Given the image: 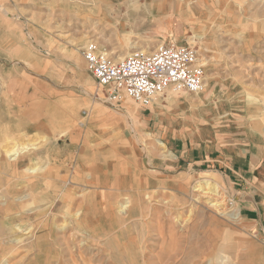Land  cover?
Segmentation results:
<instances>
[{
	"label": "rangeland",
	"instance_id": "rangeland-1",
	"mask_svg": "<svg viewBox=\"0 0 264 264\" xmlns=\"http://www.w3.org/2000/svg\"><path fill=\"white\" fill-rule=\"evenodd\" d=\"M187 40L207 63L185 99H114L83 58ZM168 127L211 138L232 169H166ZM16 143L29 149L0 160V264H264V0H0V150ZM148 176L164 184L131 189ZM205 179L225 210L197 196ZM137 196L144 225L119 208Z\"/></svg>",
	"mask_w": 264,
	"mask_h": 264
},
{
	"label": "built area",
	"instance_id": "built-area-1",
	"mask_svg": "<svg viewBox=\"0 0 264 264\" xmlns=\"http://www.w3.org/2000/svg\"><path fill=\"white\" fill-rule=\"evenodd\" d=\"M83 58L97 84L108 88L114 99L150 104L167 90L197 94L204 88L206 57L188 40L135 49L120 60L89 44Z\"/></svg>",
	"mask_w": 264,
	"mask_h": 264
},
{
	"label": "crops",
	"instance_id": "crops-1",
	"mask_svg": "<svg viewBox=\"0 0 264 264\" xmlns=\"http://www.w3.org/2000/svg\"><path fill=\"white\" fill-rule=\"evenodd\" d=\"M181 31V30H180ZM187 96H189V93H180L179 94V98L180 99H185ZM150 111H153L152 109H149ZM174 130L172 128H167V130H162L160 131V135L162 140H164V142L168 145L171 146V148L173 149V152L176 154L177 156V162H173L170 161L169 159H167L166 161H168V164H165L164 167L166 169H172L175 168L174 165L176 164L178 167H182L183 165H181L180 163L183 162V164H185V162H190L189 164H192V166L200 168L205 167V165L207 166H211V164H219V167H222L223 165L226 167H230L232 169V165H233V160L231 159V157L229 158L228 156L224 155L225 152V148L226 147H221L224 149H221V151L219 153H223L224 156L220 155V158H216L215 153L217 152V146L213 145V140L209 137H207L206 139L201 138L196 140V142H193L192 138L190 137H185V136H179V135H175L174 134ZM175 158H173L174 160ZM157 169H164L162 167L159 166H155ZM159 171V170H156ZM135 180H133L131 183H133L132 188L133 191L137 190V185H145L146 186V182L147 180H150L152 182H154V184L156 185H163L164 182L162 183L161 180V184L160 181H154L153 178L151 177H146L144 180L145 182L142 183V178H139V180H137L136 178H134ZM138 181V182H137ZM128 191L130 192V190L128 189ZM245 198L247 200H250L248 197H243L241 200V202H243V200H245ZM251 202V201H250ZM241 213L243 215L244 219H248V222L252 223L254 220H256V218H254L255 216H258V219H261V217H259V210L255 207H243L241 208ZM87 217H88V213H87Z\"/></svg>",
	"mask_w": 264,
	"mask_h": 264
},
{
	"label": "bare ground",
	"instance_id": "bare-ground-1",
	"mask_svg": "<svg viewBox=\"0 0 264 264\" xmlns=\"http://www.w3.org/2000/svg\"><path fill=\"white\" fill-rule=\"evenodd\" d=\"M119 59H120V57H119ZM131 123V122H130ZM134 126V125H133ZM132 126V127H133ZM160 144H162V145H164V143L163 142H161L160 141ZM27 149H29V147L28 146H24V145H22V143H16V144H14V145H12V146H10V147H3L1 150H0V160H1V158H4V156H7L8 158H11V159H16L20 154H22L24 151H26ZM3 161V160H2ZM3 163H4V161H3ZM34 170H35V168H34ZM31 171V170H30ZM204 182H206V183H204L203 184V182H201V183H198L197 184V187L195 188V192H196V194H197V196H201V197H203V198H206V199H208V204L211 206V207H215V208H219V210L220 209H222V210H225V208L226 207H224L225 206V203H224V197H223V193H221V194H219V192H220V190H217V192L216 193H212L211 192V187H210V179H205L204 180ZM62 185H64V184H62ZM66 188V187H65ZM218 189V188H217ZM9 190V189H8ZM216 191V190H215ZM136 196V195H135ZM17 198V197H16ZM25 198V197H24ZM140 197L139 196H137V197H135V198H133V200H135V202L134 203H132L131 204V202L129 201V197H124L123 198V200L122 201H120V203H119V208H121V210L123 211V213H124V216H126V213H127V211H129L130 213H131V220H134V217H133V214H134V212L136 211V207L138 206L137 205V202H139V199ZM21 199V198H20ZM161 199V198H160ZM132 200V201H133ZM13 201V200H12ZM24 201V200H23ZM206 201V200H205ZM83 203V202H82ZM6 204H7V206H9L10 204H11V200H8L7 202H6ZM15 204V203H14ZM82 205V204H81ZM6 206V207H7ZM132 206L134 207V208H132ZM228 208V207H227ZM5 209V208H4ZM29 211V210H28ZM27 211V212H28ZM32 211V210H31ZM33 211H34V209H33ZM221 211V210H220ZM2 211H1V209H0V213H1ZM49 212V211H48ZM84 213H86V216H87V212H85V211H83V209L81 208V211H80V209H77L76 211H75V215H76V218H77V220H76V222L73 220V219H71L70 220V222L71 223H73V222H75V227L73 226L72 228H71V230L72 231H74V234H76V235H81V240H83L85 237L87 238L88 237V235H89V232H88V230H86V229H83V228H81V226L83 225V224H85V221L87 220V218L86 217H84L83 215H84ZM133 213V214H132ZM47 212H40V217H43V219L44 218H46L47 217ZM111 214V213H110ZM128 214V213H127ZM135 214H136V216L138 217V218H140L141 220H142V218H143V215L142 214H137L136 212H135ZM46 216V217H45ZM39 217V218H40ZM189 217V216H188ZM68 219H69V217H67ZM71 218V217H70ZM112 218V217H111ZM29 220H30V218H29ZM140 220V221H141ZM189 220V219H188ZM41 221H43V220H40L39 221V224H41L42 222ZM41 222V223H40ZM45 222V221H44ZM67 222H69V220H67ZM185 221H183V223H184ZM3 223H4V221H1V224L3 225ZM183 223H181V224H183ZM32 224V223H31ZM66 224V223H65ZM76 224H78V225H76ZM142 224H143V220H142ZM141 224V225H142ZM29 225V224H28ZM33 225V224H32ZM32 225H31V228L30 229H33L32 228ZM144 225V224H143ZM34 226V225H33ZM38 226V225H37ZM184 226V225H183ZM20 227V226H19ZM144 227V226H143ZM21 228H23V227H21ZM145 229V228H144ZM22 231V230H21ZM29 231V230H28ZM71 231V232H72ZM76 232H79V233H76ZM27 233V232H26ZM30 233V232H29ZM28 233V234H29ZM97 237V236H96ZM17 239V238H16ZM18 240V239H17ZM17 240H15V241H17ZM80 240V241H81ZM153 253H154V251H153ZM154 259H158L159 260V262H160V259H159V257L158 258H154ZM210 261V260H209ZM208 261V262H209ZM3 262V261H2ZM203 262V261H202ZM4 264H10V262L9 263H4ZM198 264V263H197ZM209 264V263H208Z\"/></svg>",
	"mask_w": 264,
	"mask_h": 264
}]
</instances>
